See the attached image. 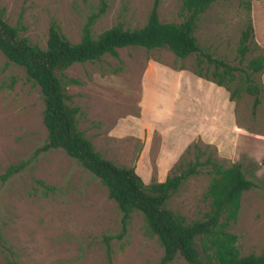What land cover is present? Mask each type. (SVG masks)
Segmentation results:
<instances>
[{
    "label": "rangeland",
    "instance_id": "374dc122",
    "mask_svg": "<svg viewBox=\"0 0 264 264\" xmlns=\"http://www.w3.org/2000/svg\"><path fill=\"white\" fill-rule=\"evenodd\" d=\"M152 1L105 0V12L92 25V36L117 22L124 28H140ZM180 3L158 0V20L180 22ZM249 6L246 13L236 1L212 3L194 31L197 44L213 58L236 65L239 33L248 15L256 47L252 44L242 65L264 55V0ZM96 7L97 0H0L5 21L10 26L19 22L24 28L22 35L40 48L45 47L50 22L58 25L70 43L78 42L86 16ZM116 52L117 58L103 55L98 61L73 64L64 71L67 78L77 82L65 89L81 112L78 129L93 149L116 167L136 169L141 143L122 135L138 133L141 125L159 131L169 146L176 139L191 142L187 147L194 145L187 152V147L183 150L166 176L176 171L177 164L193 162L197 154H201L200 161L210 156L222 167L239 162L252 186L242 193L237 219L228 230L236 235L240 254H258L264 246V93L252 111L250 96L242 93L229 101L223 88H219L216 100L213 96V101L206 103L199 91H193L200 100L182 107L163 103L161 97L170 95L168 92L152 91L138 117L142 71L150 62L191 73L198 70L207 77L211 68L198 67L196 55L177 60L165 49L126 47ZM253 78L264 86V71ZM233 88L234 83L228 85L229 90ZM42 110L38 89L26 81L20 67L8 64L0 53V172L27 159L43 143L46 131ZM232 118L241 128L238 134L228 126ZM196 132L206 135L192 142ZM205 138L208 142L203 141ZM152 139L155 152L156 134ZM138 174L145 184L156 180L154 173L148 175L147 165L139 166ZM209 178L201 169L183 182L167 207L187 222L201 219L208 206L204 194ZM34 180L54 187V191L42 195ZM0 220L1 232L14 250L17 264H107L101 237L119 232V213L106 189L59 149L40 154L31 168L0 186ZM141 227V215L132 213L123 238L109 242L111 264H153L160 258V246L154 238L144 237ZM0 264H6L1 253ZM170 264L185 262L176 257Z\"/></svg>",
    "mask_w": 264,
    "mask_h": 264
},
{
    "label": "trees",
    "instance_id": "16d2710c",
    "mask_svg": "<svg viewBox=\"0 0 264 264\" xmlns=\"http://www.w3.org/2000/svg\"><path fill=\"white\" fill-rule=\"evenodd\" d=\"M216 1H236L249 13V4L258 0H181V20L178 23L160 22L158 0H153L140 28H124L122 23L117 22L94 37L91 34L92 25L106 9L105 0H97L96 9L86 16L80 29L78 42L70 43L60 33L58 25L50 22L44 48L31 44L22 35L24 28L19 22L10 26L4 19V9L0 8V53L8 64L20 67L26 81L38 89L43 103L42 125L46 131L43 143L27 159L0 172V186L26 168H31L40 154L61 150L97 179L106 189L108 199L116 205L119 232L101 237L107 264H111L109 242L123 238L134 212L141 215L142 235L154 238L161 248L160 258L153 264H170L176 257L185 264H264V246L258 254L242 255L236 245V235L228 230L237 219L242 193L252 186L244 177L239 162L222 167L210 156L200 161L201 154H197L193 162L184 166L177 164L176 171L163 181L145 184L133 167H116L93 149L90 140L78 129L81 112L72 104L71 96L65 89L69 84H77L76 80L64 75V71L73 64L95 62L103 55L117 58L116 49L119 48L165 49L177 60L196 55L198 67L205 65V68H211L209 77L198 70L192 72L196 77L223 88L228 92L229 101L242 93L247 94L252 98L254 111L260 103L259 96L264 93V86L256 83L253 76L264 71V55H256L242 65L252 44L256 47L250 17L247 15L239 33L236 65L213 58L197 44L194 37L200 16ZM232 83L234 88L229 90L228 85ZM192 146H188L186 152ZM201 169L210 176L204 194L208 201L207 210L201 219L187 222L182 215L170 210L167 202L184 181L197 175ZM34 182L44 196L54 191V187L40 180ZM0 253L6 264H17L14 250L8 245L1 229Z\"/></svg>",
    "mask_w": 264,
    "mask_h": 264
},
{
    "label": "crops",
    "instance_id": "0c3cea01",
    "mask_svg": "<svg viewBox=\"0 0 264 264\" xmlns=\"http://www.w3.org/2000/svg\"><path fill=\"white\" fill-rule=\"evenodd\" d=\"M140 86L141 91H139L140 104L138 117L140 113L145 111V105L147 106L149 97L153 93L152 91H165V93L168 92L170 95L161 97L163 103H168L169 105L171 102H173L177 104L176 107H182L184 105L192 103V101L200 100L197 99L193 91H199L206 103L210 102L211 100L213 101L214 97L216 100L217 92L220 88L209 81L196 77L191 72H187L184 70H174L154 61L150 62V64L146 66L142 71ZM181 100L183 102H180ZM229 104L231 105V103ZM216 109L217 110L215 113L218 114V107ZM228 126L236 134H238V130L241 129L233 124V118ZM155 134L158 137V140L155 152H153L152 138ZM199 135L202 138L205 137L204 135L206 134L204 132V135H201L200 133L196 132V134L193 135L191 141L193 142L198 139L200 140ZM122 136L135 138V140H138L141 143V149L139 150V154L137 155L138 157L136 161V169L134 170L138 174L139 166L147 165L149 167L148 175L154 173L156 177V180H154L155 182H160L165 179L168 169L176 162L187 145L191 143L188 142V140H185V143H183L184 141L180 142L176 139V141L171 143V145L169 146L167 143H164L162 139L163 136L159 131L149 129L146 125H141L138 133ZM176 136L180 138V134H176ZM233 138L234 137L232 136V139ZM207 139L208 138H205V140L203 141L208 142L206 141Z\"/></svg>",
    "mask_w": 264,
    "mask_h": 264
}]
</instances>
